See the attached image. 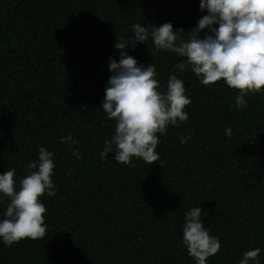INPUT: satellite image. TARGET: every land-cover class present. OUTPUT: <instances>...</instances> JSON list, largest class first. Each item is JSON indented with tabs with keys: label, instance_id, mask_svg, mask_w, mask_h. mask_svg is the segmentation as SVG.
Instances as JSON below:
<instances>
[{
	"label": "trees",
	"instance_id": "1",
	"mask_svg": "<svg viewBox=\"0 0 264 264\" xmlns=\"http://www.w3.org/2000/svg\"><path fill=\"white\" fill-rule=\"evenodd\" d=\"M198 9L199 0H0V173L23 178L43 146L56 188L41 197L44 237L0 243V264H194L181 238L184 212L197 206L220 243L207 264H238L251 248L264 264V90L237 108V89L201 85L149 38L128 53L153 63L161 90L175 72L188 118L159 136L152 165L98 155L114 126L101 104L115 41L133 23L151 31L164 22L187 40L207 14ZM68 134L78 145L59 143Z\"/></svg>",
	"mask_w": 264,
	"mask_h": 264
},
{
	"label": "clouds",
	"instance_id": "2",
	"mask_svg": "<svg viewBox=\"0 0 264 264\" xmlns=\"http://www.w3.org/2000/svg\"><path fill=\"white\" fill-rule=\"evenodd\" d=\"M198 10L207 14L188 31L187 40L179 37L183 29H174L171 22H164L154 25L151 31L133 23L132 35L115 41L119 59L109 58L110 76L101 104L114 126L98 153L101 160L114 153L113 159L118 163L131 165L134 159H140L152 165L158 160L155 149L159 136L166 133L169 125L178 127L188 118L184 108L190 98L175 72L169 74L161 90L153 63L141 65L128 53L129 47L135 49L149 38L156 51L182 58L173 68L180 72L189 69L201 85L222 80L229 88L237 89V108L246 104L245 96L264 90V0H199ZM231 133V127L225 128V135ZM178 138L182 144L188 140L187 136ZM59 143L79 142L68 134L61 136ZM71 152L80 158L77 149ZM53 169V152L41 146L37 158L27 164L23 178H14V168L0 173V202L8 200L0 214V243L12 246L25 238L44 237L46 209L41 197L56 194ZM206 214V209L197 206L183 215L181 242L194 264H207V258L220 248L219 238L203 226L201 217ZM259 253L260 248L244 251L238 264H259Z\"/></svg>",
	"mask_w": 264,
	"mask_h": 264
}]
</instances>
